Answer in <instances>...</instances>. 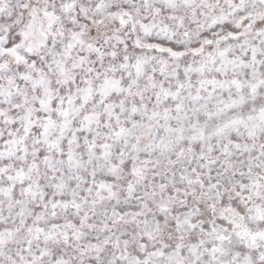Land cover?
Here are the masks:
<instances>
[{"label": "snow or ice", "instance_id": "snow-or-ice-1", "mask_svg": "<svg viewBox=\"0 0 264 264\" xmlns=\"http://www.w3.org/2000/svg\"><path fill=\"white\" fill-rule=\"evenodd\" d=\"M0 264H264V0H0Z\"/></svg>", "mask_w": 264, "mask_h": 264}]
</instances>
